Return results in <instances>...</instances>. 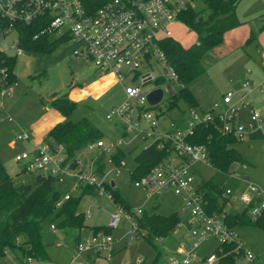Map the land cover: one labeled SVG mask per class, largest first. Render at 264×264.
<instances>
[{"label": "built area", "instance_id": "2783aa9c", "mask_svg": "<svg viewBox=\"0 0 264 264\" xmlns=\"http://www.w3.org/2000/svg\"><path fill=\"white\" fill-rule=\"evenodd\" d=\"M197 1L0 0V129L12 126L20 130L12 136L11 148L15 150L17 144H26L27 148L17 152L14 162L27 174L53 179L61 193L57 208L82 195L86 187L94 189L95 195L111 200L106 189L114 183L109 179V169L117 170V176L120 175L117 169L120 166L114 164V156L124 145L130 147L150 140V146L163 150L166 157L145 176L132 181L133 187L141 190L147 201L171 194L180 200L182 215H189L187 221L180 220L175 230V233L185 232L188 239L177 242L175 254L164 264H190L197 259L196 249L210 238H214L219 246L233 244L234 251L241 253L246 264H256L250 252L243 250L237 231L225 223L227 213L223 209L241 203L255 221L264 210L262 190L251 182H247L240 193L219 186L217 197L222 202V210L209 212L208 191L204 189L205 182L200 179L198 166H212L207 148L194 145L190 140L202 126L237 141L244 140L251 132L264 131V99L260 106H256L254 99L257 92L264 91V86L245 81L237 89L226 91L207 110L187 106L188 112L184 113L187 117L181 114V122L163 126L169 111L179 109L171 107L176 94L185 85L169 63L161 43L172 38L173 25L182 24L179 16L193 9ZM34 25L39 28L36 37L47 36L74 43L78 46L72 51L75 61L90 65L98 76H111L121 85L124 99L106 115L108 122L121 128L115 143L100 139L71 154L64 145L48 136L33 141L32 135L22 129L5 108L4 98L12 96L9 61L23 55L21 34L25 27ZM12 33L17 36V41L11 46L10 54L3 43ZM158 89L163 91L162 99L151 106L147 97ZM243 112L248 115L246 122L240 121ZM114 206L116 212L110 215L106 228L113 231L124 217L130 225L129 238H142L137 217L143 209L127 212L116 204ZM83 214L86 221L92 217L90 211ZM50 230L55 233V225H50ZM114 242L111 234L96 232L88 242L80 241L74 246V255L68 264H98L96 259L108 260L112 257ZM8 253L6 250L4 255ZM217 261L214 254L205 258L202 264H216ZM141 262L138 259L137 264ZM20 264L48 263L25 258Z\"/></svg>", "mask_w": 264, "mask_h": 264}, {"label": "rangeland", "instance_id": "374dc122", "mask_svg": "<svg viewBox=\"0 0 264 264\" xmlns=\"http://www.w3.org/2000/svg\"><path fill=\"white\" fill-rule=\"evenodd\" d=\"M193 10L198 13H208L205 5L200 1L195 2ZM236 14L239 21L245 23L246 28L252 33V41L245 43L250 58L243 55L240 60L228 64L224 63L220 57V49L216 48L209 52L203 58L205 72L187 86L192 93L197 92L198 94L207 87L210 90L211 86L207 84V81L215 76L214 73L216 70L221 69L223 63V66H225L222 72L225 82L223 85H227L224 90H235L237 86L230 85L231 79L236 80L234 82L240 85L249 78V70L246 69L245 65L249 63L257 67L260 61L264 59L262 57L264 53V36H260V33H262L260 29L264 23V0H241L237 5ZM173 33V38L177 39L183 46H188L197 41L196 34L190 32L186 27H177ZM49 40L55 39L51 37ZM16 41L17 36L12 33L4 40L3 47L8 49L11 54L10 48ZM76 48L78 46L74 43L65 42L50 53L23 51L22 56L13 57L12 75L16 80L11 85L12 96L4 98V106L21 128L28 131L35 138L46 137L57 123L77 122L85 119L102 133L104 141L115 143L121 135V128L108 122L106 115L113 107L123 101L122 87L113 80H109L108 85L96 92L97 87L105 81L107 82L108 79L98 76L91 66L75 61L72 51ZM254 86H257V84H254ZM174 89L176 91V88ZM220 92L218 90L215 95L217 99L220 98ZM62 95H67L70 101L77 104V109L68 118L62 117L50 106L53 97ZM256 106L260 105L256 104ZM178 108L169 111L163 126L168 123H179L183 116L187 117V114L184 113L188 112V107L180 102ZM244 115V113L241 114V116ZM19 132V129L12 126L0 129V159L7 174L13 179L15 186L36 187L39 178L36 175L23 173L21 168L14 162L17 152L27 148L26 144H17L15 150L10 148L12 136ZM263 134L261 130L251 132L244 140L234 142L229 146L230 149L237 151L246 163L233 165L227 173L228 175L218 173L210 166H198L200 179L204 180L205 183L211 181L217 186H222L225 190L240 193L248 185V181L244 178H249L250 182L258 186L264 193ZM150 145V140L130 147L124 145L123 150L126 153V158L121 167L117 168L120 175L117 176V170L110 168L109 179L114 182L117 191L132 210L143 209L149 212L151 208L157 205L156 213L159 215L167 217L177 214L182 221H187L189 215H182L180 212L182 204L178 198L171 194H163L156 201H147L145 194L133 187L130 173L136 168L135 158ZM218 202L222 206V202ZM233 206L234 208L223 210L228 214L246 212V215L250 218L246 206L241 203H236ZM87 211L91 212L92 217L86 221V228L82 232L81 238H83L82 242L84 243L88 242L91 229L106 226L110 215L115 213L116 209L109 198L89 195L81 198L78 205V212L85 213ZM129 228L128 222L124 217H121L119 227L112 231V238L116 242L114 256L109 261L101 260L100 264H137L138 259H142L140 264H152L156 252L142 238L130 241L126 234ZM237 232L242 240L243 250L250 252L253 258L256 259V264H264V232L251 226L238 227ZM78 233L74 231L64 234L58 231V233L53 234L49 226L46 225L44 228V243L49 259L46 263L68 264L74 255L71 241ZM175 235L173 234L171 239L164 242L163 256L157 264L166 263L168 256L171 255L175 245H172V243L174 238L177 237ZM21 243L17 242V245L20 246ZM153 243L161 247V243L155 241ZM218 247L219 244L214 238L203 242L196 249L197 260H203L214 255ZM8 252L9 254L19 253L17 249ZM9 254L4 255L2 258L9 257ZM20 257L19 255L18 259ZM239 259L242 260L241 257ZM239 259L236 264H243ZM3 260L6 261V259L0 261Z\"/></svg>", "mask_w": 264, "mask_h": 264}, {"label": "trees", "instance_id": "16d2710c", "mask_svg": "<svg viewBox=\"0 0 264 264\" xmlns=\"http://www.w3.org/2000/svg\"><path fill=\"white\" fill-rule=\"evenodd\" d=\"M199 1L205 5L208 10L207 14L198 13L190 9L179 16V21L190 32L196 34L197 41L188 48H184L172 38L161 43L169 63L174 67L181 82L185 85V88L176 94L171 109L178 107L180 102L195 108L199 106L198 100L187 86L205 72L203 65L205 55L223 44V38L227 32L243 25V22L239 21L236 14L237 5L241 0ZM263 31L264 23L260 29V32ZM38 34L39 28L36 25L25 27L21 34L22 42L20 43V48L24 51L50 53L64 43L61 40H49L47 36L36 37ZM252 39L251 34L248 42L252 41ZM9 64L12 70L14 66L13 60H10ZM15 80V77L11 75L10 83L13 84ZM50 106L64 118H68L77 109V104L70 101L67 95L53 97ZM47 136L54 139L56 143L64 145L68 153L71 154L78 152L88 143L103 138L102 133L85 119L77 122L57 123ZM190 142L207 148L208 161L218 173L227 174L233 165L246 163L237 151L229 148L234 142L239 141L227 136H221L210 127H198ZM164 157H166V153L157 149L154 145L143 150L135 158L136 168L130 173L131 180L135 181L145 176ZM125 158V151H119L113 158L114 164L121 167V162ZM38 178L39 181L36 187L15 186L13 179L7 174L0 159L1 258L4 257L6 250L17 249L21 256L20 260L32 258L41 262H48L49 259L44 243V228L46 225L49 228L50 225H55V233L60 231L64 234L74 231L81 232L86 228L84 214L78 212V205L81 198L95 195L94 189L86 187L82 191V195L64 202L57 208L56 204L61 198V193L55 187L53 179L42 176H38ZM203 186L208 191L209 212L219 213L222 210L217 197L220 193L219 186L211 181L204 183ZM106 189L110 193L114 204L122 207L127 212H132L131 207L121 197L116 187L112 188L107 185ZM157 208L158 206L156 205L149 212L143 210L142 214L137 217L139 233L143 234L142 239L146 240L156 252V257L152 264H157L163 256L162 246H164L165 241L171 239L181 220L177 214L167 217L159 215L156 213ZM225 223L235 230L241 226H251L264 232V210L255 221L248 218L246 212L241 214L227 213L225 215ZM91 231L92 234L103 231L112 235V231L108 230L106 226L94 227ZM157 240L162 241L161 247L153 243L154 241L157 242ZM17 242L22 243L19 246ZM71 242L76 246L80 242V237L75 235ZM215 255L218 257V264H236L241 253H236L234 245L228 244L219 246Z\"/></svg>", "mask_w": 264, "mask_h": 264}, {"label": "crops", "instance_id": "0c3cea01", "mask_svg": "<svg viewBox=\"0 0 264 264\" xmlns=\"http://www.w3.org/2000/svg\"><path fill=\"white\" fill-rule=\"evenodd\" d=\"M177 27H182V28H185V26L183 25V24H176V25H173V27H172V39H174L175 41H177V42H179L177 39H175V38H173L174 37V29L175 28H177ZM251 31L250 30H248L247 28H246V25H245V23H243V25H241L240 27H238V28H236V29H234V30H231V31H229V32H227L225 35H224V38H223V44L220 46V47H218V49H220V51H219V55H220V57L223 59V62L224 63H230V62H233V61H238V60H240L242 57H243V55H245V56H247L248 58H250V56H249V54H248V52L246 51L247 50V46L245 47V43L247 44V42H248V39L250 38V36H251ZM260 36H264V31L262 32V33H260ZM238 39H240V40H238ZM194 44V43H193ZM182 45V44H181ZM192 44H190V45H188V46H183L184 48H188V47H190ZM263 58H264V53H263V56H262ZM232 58H233V60H232ZM227 61V62H226ZM224 63H223V65H224ZM236 63V62H235ZM85 65H87V64H85ZM222 65V67H221V69L220 70H216V72L214 73L215 74V76H213L212 78H210V80L209 81H207L208 83L207 84H209L210 86H211V88H210V90L208 89V87H207V89L205 88L204 90H202L201 92H199L198 94H197V92L196 93H193L194 94V96L196 97V99L198 100V103H199V106L196 108V109H198V110H207L208 108H210V106H211V104L213 103V102H215V101H219L220 100V98H221V96L226 92V91H228V89L227 90H224V87H227V85H223V84H225V82H224V77H223V74H222V72L224 71V67L225 66H223ZM90 66V65H89ZM246 69L247 70H249V74H248V79L246 80V81H249V82H251V83H254V84H257V85H262V86H264V59L262 60V61H260V64L259 65H257V67L256 66H253V65H251V64H249V63H247L246 65ZM228 67H230V66H228ZM105 79H108V81L106 82H104V83H102L101 85H99L98 87H97V90H96V92H98V91H100V90H102L103 88H104V86L105 85H108V83H110V81L109 80H113L114 81V79H113V77H111V76H108V77H104ZM234 79V78H233ZM234 81H236V80H232L231 79V81L229 82L230 83V85H233V86H237V88H238V84L236 83V82H234ZM115 82V81H114ZM245 82V81H244ZM243 83V82H242ZM241 84V83H240ZM218 90H220L221 92V94H220V98H216L215 97V95L217 94V92H218ZM223 90V91H222ZM124 96V95H123ZM256 101H257V105H260L261 104V101L264 99V91L263 92H257L256 93V95H255V98H254ZM75 103V102H74ZM182 104H184V103H182ZM184 105H186V106H189V105H187V104H184ZM192 107V106H191ZM193 108H195V107H193ZM172 111V110H171ZM245 115L244 116H241L240 115V121H242V122H246V120H247V113L246 112H243ZM242 114V113H241ZM261 131H263V130H261ZM263 133H264V131H263ZM43 137H39V138H35V137H33V135H32V139H33V141H38V140H40V139H42ZM101 139H103V138H101ZM263 140H264V134H263ZM12 147V144H10V148ZM12 149V148H11ZM124 161V160H123ZM244 180H246V181H248V182H250V179L249 178H244ZM264 194V193H263ZM262 201H264V197H262V199H261ZM129 224V223H128ZM120 225V224H119ZM119 227V226H118ZM117 227V228H118ZM116 228V229H117ZM84 230V229H83ZM83 230L81 231V232H79L77 235L80 237V241H83L82 239L83 238H81V236H82V232H83ZM129 231H130V228H129V230L126 232V234H127V237L129 238V235H128V233H129ZM236 231H237V228H236ZM185 232H183L182 230H180V231H178L177 233H175L174 232V234H176L177 235V237H175L174 238V240H173V243H172V245H174V250L172 251V253H171V255H169L168 257V259H170V258H172L173 257V255L175 254V251H176V245H177V242L180 240V239H188V237L184 234ZM238 233V232H237ZM89 235L91 236L92 235V231H90V233H89ZM175 235V236H176ZM238 235H239V233H238ZM239 238H240V235H239ZM130 239V238H129ZM137 239H140V237H137V238H135V239H130V241H133V240H137ZM240 240H241V238H240ZM242 241V240H241ZM158 242V241H157ZM115 243L116 242H114V244H113V248H112V250H113V252H112V256H114V253H115V251H114V246H115ZM159 243H162V241L161 242H159ZM170 246V245H169ZM57 247H59V245H57ZM74 248V245H73V247H72V249ZM162 248H163V246H162ZM217 251V250H216ZM216 253V252H215ZM9 254V253H8ZM18 256H19V253H17V254H15V253H13V254H9V257L8 256H6L5 258H1V259H6V261H0V264H19V263H21V261L22 260H20V258L18 259ZM165 256V255H164ZM112 258V257H111ZM110 258V259H111ZM0 259V260H1ZM110 259H108V260H106V259H104V260H102V261H109ZM167 259V260H168ZM95 260V259H94ZM142 260V259H141ZM167 260H166V262H167ZM204 260V259H203ZM203 260H200V259H196V260H194V261H192L190 264H202V261ZM96 261H98V262H96V263H98V264H100V261H101V259H96ZM239 261H241L243 264H246L245 262H244V260H240L239 259ZM195 262V263H194ZM165 263V262H164ZM216 264H218V261L216 262Z\"/></svg>", "mask_w": 264, "mask_h": 264}, {"label": "water", "instance_id": "95a60500", "mask_svg": "<svg viewBox=\"0 0 264 264\" xmlns=\"http://www.w3.org/2000/svg\"><path fill=\"white\" fill-rule=\"evenodd\" d=\"M162 95H163V91L158 89L156 91H153L151 94L148 95V102L151 106L156 105L157 103H159L162 99ZM111 187L114 188L115 184L112 183Z\"/></svg>", "mask_w": 264, "mask_h": 264}]
</instances>
